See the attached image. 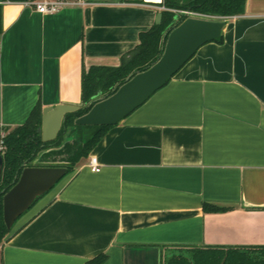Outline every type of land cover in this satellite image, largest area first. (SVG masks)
Masks as SVG:
<instances>
[{"label": "crops", "instance_id": "obj_1", "mask_svg": "<svg viewBox=\"0 0 264 264\" xmlns=\"http://www.w3.org/2000/svg\"><path fill=\"white\" fill-rule=\"evenodd\" d=\"M89 1L46 15L3 3L0 137L37 106L79 104L84 74L119 67L165 10L164 0ZM226 18L222 43L200 47L18 219L0 264L102 253L105 264H164L216 247L205 242L264 245V0Z\"/></svg>", "mask_w": 264, "mask_h": 264}, {"label": "trees", "instance_id": "obj_2", "mask_svg": "<svg viewBox=\"0 0 264 264\" xmlns=\"http://www.w3.org/2000/svg\"><path fill=\"white\" fill-rule=\"evenodd\" d=\"M3 1L6 0H0V35L4 31ZM246 3L247 0H164L163 5L166 9L163 10L161 24L140 34V43L119 67H95L84 74L82 100L88 104L98 94L111 95L126 82L128 77L144 71L154 64L163 53L164 34L177 23L178 13L175 10L190 9L203 15L228 17L243 14ZM180 19L182 17H179L178 20ZM223 40L222 35L214 41L222 43ZM90 108L83 107L77 112L68 114L58 138L51 142L44 143L42 141L40 132L42 109L40 106L33 110L25 124L8 129L7 133L1 136L0 148L2 150L0 149V151L4 153L5 164L0 184V247L13 230V228L9 230L4 221L3 197L18 181L23 164L34 160L40 151L50 145L60 146L67 135V129L75 126V120L87 113ZM112 126H77L76 129L79 130V135L82 137L80 141L73 144L67 143L63 150L46 154L43 159L47 160L49 157L55 156L54 159H59L61 164L68 168L67 173H69L73 171L80 160L89 156ZM203 208L206 213L229 210V208L209 203H204ZM188 252V255L179 254L166 258L165 264H264V245L193 248ZM107 260L108 255L102 253L88 260L86 264H105Z\"/></svg>", "mask_w": 264, "mask_h": 264}, {"label": "water", "instance_id": "obj_3", "mask_svg": "<svg viewBox=\"0 0 264 264\" xmlns=\"http://www.w3.org/2000/svg\"><path fill=\"white\" fill-rule=\"evenodd\" d=\"M23 2L27 0H11ZM177 23L163 37V53L144 71L126 79L111 95L95 96L88 104L60 103L46 106L42 111L40 128L42 141L58 138L66 116L83 107H91L75 120L77 126H112L122 122L129 114L144 104L157 90L162 88L209 41L219 39L226 28L227 18L210 16L188 10L177 12ZM162 14L159 15L161 19ZM179 17L182 19L178 20ZM160 23V21H157ZM73 136H65L61 145L40 151L31 162L23 164V170L15 185L4 194L3 217L11 230L17 220L34 205L36 200L48 193L67 174L68 168L60 166L55 156L43 159L44 155L63 150ZM4 153L0 151V184L4 175ZM206 246L237 247V243L221 241L205 242Z\"/></svg>", "mask_w": 264, "mask_h": 264}, {"label": "built area", "instance_id": "obj_4", "mask_svg": "<svg viewBox=\"0 0 264 264\" xmlns=\"http://www.w3.org/2000/svg\"><path fill=\"white\" fill-rule=\"evenodd\" d=\"M13 1L6 0L3 3H11ZM25 7L30 8L40 14H56L65 8H73V7H86L92 4L89 0H27L21 2ZM166 9V8H165ZM176 12H180L183 10H175ZM226 18V17H225ZM4 136V135H3ZM2 150V148H0ZM90 167L93 172H100L101 165L98 162V159L93 156L90 159Z\"/></svg>", "mask_w": 264, "mask_h": 264}, {"label": "flooded vegetation", "instance_id": "obj_5", "mask_svg": "<svg viewBox=\"0 0 264 264\" xmlns=\"http://www.w3.org/2000/svg\"><path fill=\"white\" fill-rule=\"evenodd\" d=\"M66 133H67V136H70V137L73 136V139L71 141H69L68 143L73 144V143L78 142L82 139V137H80V135H79V130H77L75 126H72L69 129H67ZM51 147H56V146L50 145L48 148H51ZM32 161H30L28 163H31ZM59 162H61V161L59 160ZM60 166H64V164H60ZM224 248H229V247H224ZM188 251L179 250V251H175V252H170L166 255V258L174 256V255H179V254L188 255L189 254ZM166 258H165V260H166ZM164 264H165V261H164Z\"/></svg>", "mask_w": 264, "mask_h": 264}, {"label": "rangeland", "instance_id": "obj_6", "mask_svg": "<svg viewBox=\"0 0 264 264\" xmlns=\"http://www.w3.org/2000/svg\"><path fill=\"white\" fill-rule=\"evenodd\" d=\"M0 139H1V137H0Z\"/></svg>", "mask_w": 264, "mask_h": 264}]
</instances>
